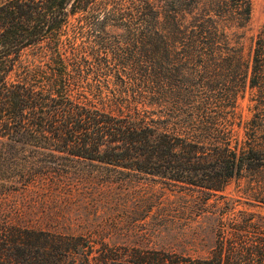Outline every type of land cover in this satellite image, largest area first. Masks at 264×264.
<instances>
[{"label": "trees", "instance_id": "16d2710c", "mask_svg": "<svg viewBox=\"0 0 264 264\" xmlns=\"http://www.w3.org/2000/svg\"><path fill=\"white\" fill-rule=\"evenodd\" d=\"M251 11L252 0H0V196L148 175L205 193L218 218L207 255L117 257L105 244L87 249L94 264H264V215L219 193L264 170V21L246 51ZM81 239L1 218L0 264H72Z\"/></svg>", "mask_w": 264, "mask_h": 264}, {"label": "rangeland", "instance_id": "374dc122", "mask_svg": "<svg viewBox=\"0 0 264 264\" xmlns=\"http://www.w3.org/2000/svg\"><path fill=\"white\" fill-rule=\"evenodd\" d=\"M264 21V0H252L251 18L243 40L248 51ZM248 94L239 99L245 121L251 115ZM243 136V126L238 128ZM79 186L67 191L47 189L44 182L8 189L0 196V219L82 237L84 249L112 248L113 256L138 249L165 250L172 256L203 257L216 237L217 214L208 210L205 193L196 188L170 186L148 175L123 182L97 183L71 178ZM264 215V170L232 178L219 192ZM211 195L207 202L216 200ZM256 197L258 200H253ZM221 212L225 199L217 198ZM244 200H251L244 201ZM214 210V209H213ZM84 251L72 264H94L96 252ZM136 256V255H135ZM260 264V263H258Z\"/></svg>", "mask_w": 264, "mask_h": 264}]
</instances>
